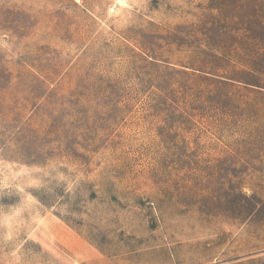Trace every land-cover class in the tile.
<instances>
[{
	"label": "rangeland",
	"instance_id": "obj_1",
	"mask_svg": "<svg viewBox=\"0 0 264 264\" xmlns=\"http://www.w3.org/2000/svg\"><path fill=\"white\" fill-rule=\"evenodd\" d=\"M0 264H264V0H0Z\"/></svg>",
	"mask_w": 264,
	"mask_h": 264
}]
</instances>
